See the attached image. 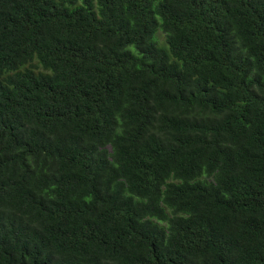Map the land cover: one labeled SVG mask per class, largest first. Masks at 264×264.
<instances>
[{"label": "trees", "instance_id": "trees-1", "mask_svg": "<svg viewBox=\"0 0 264 264\" xmlns=\"http://www.w3.org/2000/svg\"><path fill=\"white\" fill-rule=\"evenodd\" d=\"M0 264H264V0H0Z\"/></svg>", "mask_w": 264, "mask_h": 264}, {"label": "rangeland", "instance_id": "rangeland-1", "mask_svg": "<svg viewBox=\"0 0 264 264\" xmlns=\"http://www.w3.org/2000/svg\"><path fill=\"white\" fill-rule=\"evenodd\" d=\"M158 35H160V40H164V34L162 35L161 33H159Z\"/></svg>", "mask_w": 264, "mask_h": 264}]
</instances>
